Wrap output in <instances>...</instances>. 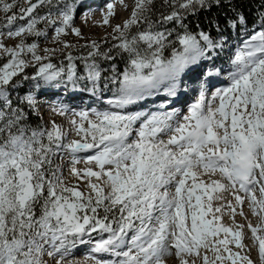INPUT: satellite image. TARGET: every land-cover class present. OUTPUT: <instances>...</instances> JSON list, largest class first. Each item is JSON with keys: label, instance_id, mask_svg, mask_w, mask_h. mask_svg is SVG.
<instances>
[{"label": "snow or ice", "instance_id": "6c2138e0", "mask_svg": "<svg viewBox=\"0 0 264 264\" xmlns=\"http://www.w3.org/2000/svg\"><path fill=\"white\" fill-rule=\"evenodd\" d=\"M116 2L96 21L114 43L76 45L62 37L83 38L74 18L81 8L91 18L86 0H0V264H255L252 248L264 264V0L214 90L230 30L248 32L237 0H134L113 25ZM213 6L224 11L205 30L199 13ZM48 29L69 49L59 64V49L39 54ZM62 89L106 106L73 107ZM191 92L186 112L173 107ZM44 93L56 96L52 112L68 118L67 129L45 126L42 115L32 123ZM150 100L159 103L142 107ZM85 244L91 255L71 259Z\"/></svg>", "mask_w": 264, "mask_h": 264}, {"label": "rangeland", "instance_id": "374dc122", "mask_svg": "<svg viewBox=\"0 0 264 264\" xmlns=\"http://www.w3.org/2000/svg\"><path fill=\"white\" fill-rule=\"evenodd\" d=\"M106 1H109V0H103L101 3L97 4V3H95L94 0H86V3L92 9L91 18L87 19V20L82 19L83 15L86 11V9L83 10V8H81L76 13L75 18H74V26L81 29L83 38H79L73 34H69L67 36H63L62 39L68 41L71 44H76V45H84L86 42L91 41V40H95L98 43H103L105 41V39L108 41L109 45L111 43H114V41H112V38H111V35H112L111 27H109L107 25H103L102 23H96V21L102 20L100 9L105 8ZM19 2L21 4H23L24 0H19ZM33 2H35V0H33ZM124 2L128 5L127 9H124L118 2H116V15L114 18H110L111 23L113 25L116 23H121L124 19H127L131 13V9H132L134 0H125ZM40 14H43V10L40 11ZM3 15H4L3 13H0V16H3ZM39 27L44 28L45 27L44 23H41L39 25ZM253 30L254 29L252 28L251 30H249L247 32L246 35H240L239 36L240 38L244 36L242 40H239V39L235 40V37L230 36V44L228 46V50L226 52H222L220 54L223 59L216 61V64L218 65V67H220L223 64V66L226 69V71L221 74L224 78V81H222L221 84L227 83L226 75H227V71L230 70V68H228V65H227L228 58L231 57L235 53L238 46L242 43V41L244 39H247L248 35H251ZM255 30H258V26H257V29H255ZM0 31H4V29L0 28ZM52 35H53L52 29H48L47 38L41 37L37 40L38 45H39V54L43 55L44 54L43 50L45 48L59 49L56 52L55 56L52 57V62L59 64L60 61L63 59L64 54L67 51H69V49H65V48H63L62 44H59L56 41H53ZM33 39H36V38H34V37L28 38V42L31 43L33 41ZM18 40H19V38L4 39L3 43H5L8 46H13L18 42ZM72 51H73L74 55L79 54V52H77L76 49H72ZM219 63H220V65H219ZM105 67H107V65H105ZM31 71H34V69L33 68L29 69L28 72H31ZM185 79H187V77H185ZM49 94L52 95V93L38 94L37 99L41 103L42 106L39 108V113L37 114V117L39 115L43 116V121H44L45 126H50L48 124V122L50 120H54L57 124H61L64 126L65 129H67L69 127L68 118L59 116V115L52 112L51 101L53 99H56V96H55V98H51L50 96H48ZM61 95H64L66 102L70 103L73 107H77V108H93V107H105L106 106L103 104L102 99H98L97 97H94L87 92H79V91L72 92L71 90H69L66 94H64L63 89H62ZM107 95H110V93H104V96H107ZM195 95H196V93L191 92L190 95H186L182 98L181 103H179V104L174 103L173 107L179 108L182 113L186 112V109H184L185 104L182 105L183 102L186 103L189 101L188 102V104H189L195 98ZM210 95H211V93L209 94V96ZM158 103H159V101H155V103H154L153 100H150L147 104L142 105V107L154 109L155 104H158ZM130 110H138V109H130ZM43 111H44V113H43ZM137 127H138V125H137ZM68 138L71 139L73 137L70 135ZM162 138L166 139L167 137L165 136ZM54 162L57 164H60L61 160L59 157H56ZM77 166L78 167H84V164L80 163ZM70 167H71V163L66 158L63 161V172H64V176H65L67 182L72 183V182H74V178L69 175ZM81 188L83 190V185H81ZM225 196H227L229 199L232 198L230 196V194H228V193H225ZM244 211L248 215L249 220H251L255 224L256 218L251 216V213L248 211L247 205L244 206ZM224 220L226 223H231V220L228 216H225ZM236 220L241 222V223H245V221L239 216L236 217ZM245 231H246L247 235L250 237L251 234L247 230V228H245ZM245 243L251 247V240L250 239H246ZM91 247L92 246L90 244L78 246L76 249L72 250V256L70 258L75 259L77 261H85L88 258L87 254H88V251ZM250 256L255 261V264H260L258 254H257L255 248H252ZM45 258L48 259L47 257H45ZM50 264H55V261H50ZM87 264H91V261L89 260L87 262ZM168 264H175L174 257L168 258Z\"/></svg>", "mask_w": 264, "mask_h": 264}, {"label": "trees", "instance_id": "16d2710c", "mask_svg": "<svg viewBox=\"0 0 264 264\" xmlns=\"http://www.w3.org/2000/svg\"><path fill=\"white\" fill-rule=\"evenodd\" d=\"M238 2V7L241 8L246 15L248 16L249 19V24H248V31L250 28H253L252 25L255 23V21L258 18V9H260V0H237ZM224 11V6L218 8L213 6L210 10L208 11H201L199 13V22L201 23L202 26L205 27V30H208V26H207V21L209 19H212L218 15H220L222 12ZM189 21L191 22L190 26L195 29V23L197 21V17L196 16H190L189 17ZM186 21V22H189ZM258 26V25H257ZM231 31V35L230 36H238L239 34L235 31V30H230ZM212 35H215V31L212 30ZM115 62L117 63V65L119 67H123V64L120 62V56H116L115 58ZM32 69V68H29ZM29 69H27V72L29 71ZM32 72H28L29 75L32 74ZM28 84H25V88H27ZM32 123L35 125L36 123H39L38 117L34 116L32 119Z\"/></svg>", "mask_w": 264, "mask_h": 264}, {"label": "bare ground", "instance_id": "6f19581e", "mask_svg": "<svg viewBox=\"0 0 264 264\" xmlns=\"http://www.w3.org/2000/svg\"><path fill=\"white\" fill-rule=\"evenodd\" d=\"M125 1V0H124ZM107 2H109V1H107ZM106 2V3H107ZM117 2H118V0H117ZM94 8V7H93ZM83 10H84V8H83ZM225 84H221V83H218V84H216V86H218V87H221V86H224ZM191 103V102H190ZM189 103V104H190ZM43 113H44V111H43ZM91 255V248L89 249V251H88V254H87V256L89 257Z\"/></svg>", "mask_w": 264, "mask_h": 264}]
</instances>
